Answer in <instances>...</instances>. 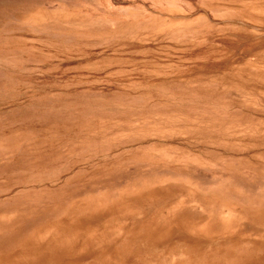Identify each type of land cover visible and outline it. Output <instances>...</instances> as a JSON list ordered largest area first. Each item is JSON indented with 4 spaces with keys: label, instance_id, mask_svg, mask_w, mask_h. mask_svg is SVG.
Here are the masks:
<instances>
[{
    "label": "rangeland",
    "instance_id": "rangeland-1",
    "mask_svg": "<svg viewBox=\"0 0 264 264\" xmlns=\"http://www.w3.org/2000/svg\"><path fill=\"white\" fill-rule=\"evenodd\" d=\"M0 264H264V0H0Z\"/></svg>",
    "mask_w": 264,
    "mask_h": 264
},
{
    "label": "bare ground",
    "instance_id": "bare-ground-1",
    "mask_svg": "<svg viewBox=\"0 0 264 264\" xmlns=\"http://www.w3.org/2000/svg\"><path fill=\"white\" fill-rule=\"evenodd\" d=\"M258 213H259V212H258ZM262 213H263V212H262ZM262 213H261V214H262ZM225 215H226V214H225ZM178 258H179V257H178ZM183 258H185V257H183Z\"/></svg>",
    "mask_w": 264,
    "mask_h": 264
}]
</instances>
